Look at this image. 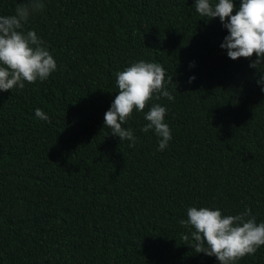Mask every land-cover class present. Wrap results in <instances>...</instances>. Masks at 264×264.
<instances>
[{
    "label": "trees",
    "instance_id": "16d2710c",
    "mask_svg": "<svg viewBox=\"0 0 264 264\" xmlns=\"http://www.w3.org/2000/svg\"><path fill=\"white\" fill-rule=\"evenodd\" d=\"M24 2L0 0V15ZM43 3L25 30L57 70L0 91V264H219L185 243L179 221L196 206L250 207L264 222V73L228 57L227 29L195 0ZM139 60L172 77L175 99L155 101L172 132L163 151L141 131L144 113L124 125L134 147L104 128L115 74ZM236 264H264V246Z\"/></svg>",
    "mask_w": 264,
    "mask_h": 264
},
{
    "label": "clouds",
    "instance_id": "9594fccd",
    "mask_svg": "<svg viewBox=\"0 0 264 264\" xmlns=\"http://www.w3.org/2000/svg\"><path fill=\"white\" fill-rule=\"evenodd\" d=\"M194 5L201 18L210 22L218 17L227 29L221 48L227 50L230 59H250L249 66L264 73V0H240L238 9L234 0H195ZM43 8V0H26L16 4L14 14L0 15V91L22 90L26 82H43L57 70V62L45 42L35 30H25L29 18ZM115 75L118 95L104 115V128L134 147L136 136L124 125L134 110L144 113L147 123L141 131L154 130L158 150L163 151L172 139V132L165 122L168 109L155 101L161 97L175 99L167 88L172 77L166 80L161 64L144 60L133 62ZM194 80L195 76H191L188 83ZM257 83L264 91V75H260ZM35 115L39 120L51 122L39 108ZM179 224L191 230L190 237L183 236L185 243L197 254L216 257L219 264H236L264 246V222H257L250 207L236 215H223L219 208L191 206L187 208V219H181Z\"/></svg>",
    "mask_w": 264,
    "mask_h": 264
}]
</instances>
